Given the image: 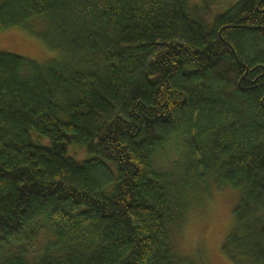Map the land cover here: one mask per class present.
Segmentation results:
<instances>
[{"label": "trees", "instance_id": "16d2710c", "mask_svg": "<svg viewBox=\"0 0 264 264\" xmlns=\"http://www.w3.org/2000/svg\"><path fill=\"white\" fill-rule=\"evenodd\" d=\"M17 28L58 58L0 52V264H206L172 238L226 188L264 264V0H0Z\"/></svg>", "mask_w": 264, "mask_h": 264}, {"label": "rangeland", "instance_id": "374dc122", "mask_svg": "<svg viewBox=\"0 0 264 264\" xmlns=\"http://www.w3.org/2000/svg\"><path fill=\"white\" fill-rule=\"evenodd\" d=\"M202 2L190 0L192 5H201ZM0 52L37 63H47L58 58L57 53L49 52L36 36L19 28L0 32ZM68 156L77 163L92 158L83 150L71 148ZM238 199L239 193L231 189H211L202 200L195 202L182 229L172 238L177 254L206 264H233L222 253L221 245L231 229L232 214Z\"/></svg>", "mask_w": 264, "mask_h": 264}]
</instances>
